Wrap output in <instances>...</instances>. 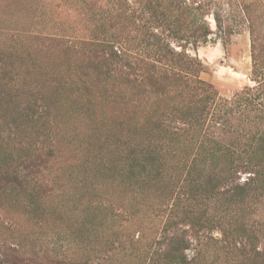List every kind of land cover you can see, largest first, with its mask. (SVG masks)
<instances>
[{
  "label": "rangeland",
  "instance_id": "374dc122",
  "mask_svg": "<svg viewBox=\"0 0 264 264\" xmlns=\"http://www.w3.org/2000/svg\"><path fill=\"white\" fill-rule=\"evenodd\" d=\"M201 1L213 2L223 26L206 15L213 34L194 48L186 42L203 16L188 13L179 40L177 0H0V264H67L71 256V264H147L156 248L175 251L184 239L198 264H236L220 242L229 212L250 253L264 252V182L233 201L203 200L196 187L224 170L200 143L220 151L210 140H221L243 154L264 125L254 92L264 77L253 75L264 0ZM153 14L159 20L147 22ZM118 41L150 60L188 46L220 97L212 113L222 129L212 118L204 139L171 134L162 126L168 111L147 87L120 84L92 56ZM150 157L157 184L139 174ZM248 176L241 171L238 181Z\"/></svg>",
  "mask_w": 264,
  "mask_h": 264
},
{
  "label": "trees",
  "instance_id": "16d2710c",
  "mask_svg": "<svg viewBox=\"0 0 264 264\" xmlns=\"http://www.w3.org/2000/svg\"><path fill=\"white\" fill-rule=\"evenodd\" d=\"M212 5V1L202 2L199 0V2L194 1L193 4L187 7L184 0H177L175 7L178 14L173 16L174 23H172L175 32L179 34L177 38L179 40L184 39L181 32L185 25V18L189 13L191 17L194 14L192 19H195L196 22L198 16H201L200 20H202L203 16L205 26L194 25V21V29L191 35L188 36L191 42L188 41L186 43L192 45L191 47L194 48H197L201 44H208L213 31L210 28L209 22L204 20V17L206 15H214L217 26L220 28L223 26L221 20L214 13L210 12ZM155 15H150L147 18V22H150L153 16L159 20V17ZM163 15L161 14V17ZM252 33L254 34L253 29ZM253 43V75L256 78L261 75L264 77V48L258 43L255 36ZM187 47L181 46L180 52H166L163 55V52L159 50L160 58L150 60L147 56H144V58L140 57L139 53L133 52L125 46V43L118 41L112 42V44L97 45V50L93 51L92 56L105 69L104 73L106 75L113 76L112 78H120L122 81L121 83L119 82L120 84L131 88L134 86L147 87L149 92L154 94L158 101L163 104L164 110L168 111V116L163 119L162 126L168 131L170 129L169 132L171 134H176V132L181 130L184 133H189L190 137H193L194 134L198 136L200 134L201 138L204 139L206 134L205 127L207 123H210L212 118L216 127L224 126L222 118L214 115V112L212 113L213 109L215 111L218 108L220 97L214 85L201 77L203 73L207 72L206 66L199 57L187 54ZM157 48L159 49V47ZM138 52L143 51L139 50ZM255 81L258 84L257 88H254V92H257L255 101L257 100V105L259 106L257 110L263 116L261 118L264 119V78H261V80L255 79ZM221 127H217V130L222 129ZM211 128L210 126L208 127L209 130ZM210 142H214L220 151H209L205 148L204 143H200L199 149L205 151L207 156L209 155L207 162L212 160V162L220 164L222 170H224L221 173L213 174L214 178H210L215 183H221L220 187L216 188V186L212 185V181L208 182L209 184H205L203 181L197 184V193L200 198L208 201L211 199L212 201L213 199H217V196L221 198L224 196L227 199L230 197L233 201L240 197L242 192L249 191V189L252 190L263 184L264 125L259 128V136L251 144L247 145L248 147L244 150L243 154H236L234 151L225 149L227 145L221 140L212 139ZM196 156L195 159L197 158ZM144 160L146 164L140 166L141 173L139 174L143 175L146 173L147 182L157 184L153 172L155 171L157 159L150 157ZM241 171L249 175L243 183L238 181V173ZM222 184L225 187H222ZM221 188L224 189L221 191ZM192 200H195V198L190 197L187 201ZM208 203L206 202V206ZM228 215L230 216H226L228 219L225 222L228 230L223 232L224 238L220 241L226 244H224L226 250L223 251L226 257L229 256L236 264H242L241 261L244 257V264L246 262L248 264H264V252L255 250L254 253H250L251 242L246 236L239 233L237 229L239 224L237 215L233 212H229ZM174 239L177 238H172L171 241ZM179 240L182 241V239ZM189 241H185L184 239L181 249L176 246L175 251L170 246V249L156 248L152 254L154 257L148 259L147 264H198L200 260L197 256L189 258L185 254L191 246ZM228 250L229 252H227ZM233 251H235V255L231 256L230 254ZM76 260L74 256H71L68 260L65 259L64 262L71 264L72 261L75 262Z\"/></svg>",
  "mask_w": 264,
  "mask_h": 264
}]
</instances>
